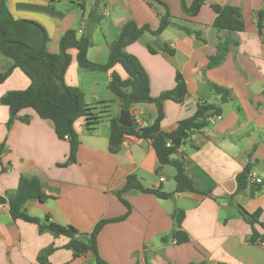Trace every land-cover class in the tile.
Wrapping results in <instances>:
<instances>
[{"label": "crops", "instance_id": "0c3cea01", "mask_svg": "<svg viewBox=\"0 0 264 264\" xmlns=\"http://www.w3.org/2000/svg\"><path fill=\"white\" fill-rule=\"evenodd\" d=\"M4 1L15 20L32 21L45 29L51 54L59 52V41L67 31H75L77 38L87 33L94 4L93 0ZM161 1L172 21L190 32L175 27H167L158 37L144 32L126 52L145 70L151 97L172 90L176 73L186 83L183 103L164 102L163 132L175 130L178 122L192 117L200 102L221 107V115L211 118L207 127L191 135L180 148L187 175L207 195L182 193L162 200L135 191L124 194L131 210L125 220L101 229L96 238L98 255L107 264H264V244L246 242L251 228L239 214L240 210H261L264 223V0H204L194 17L182 8V2L188 7L193 0ZM211 5L239 9L244 30L217 31ZM100 12L102 20L92 29L86 56L89 62L104 65L109 45L125 23L156 31L165 9L153 0H104ZM260 12L261 36L257 31ZM225 39L237 45L230 47L219 66L208 69L209 58ZM164 44L172 55L160 50ZM147 45L156 53H150ZM69 55L66 85L78 89L86 105L104 103L110 117H119V102L109 92L108 83L113 72L122 80L127 78L121 66L106 72L87 71L78 66L75 49H70ZM11 66L12 61L0 53V74ZM209 83L229 90L232 101L222 103ZM29 84V79L14 69L0 83V98L9 91L25 90ZM130 112L152 122L157 116L156 107L147 103L133 105ZM19 116L29 117V123L16 120L8 128V109L0 105V195L15 191L22 175L38 178L49 199L44 203L28 201L25 210L30 216H48L52 222L89 234L98 222L126 215L116 192L124 188L128 176H136L144 188L164 193L175 190V169L159 164L148 140L129 137L117 154L109 153L106 119L93 132H87L83 120H78L74 124L80 141L76 160L58 167L68 160L67 140H59L52 122L39 118L33 110H22ZM245 168L262 180L261 185H250L260 187L254 195L249 189L236 193L235 178ZM176 209L184 212L181 229L189 237L181 245L170 238ZM66 244L64 237L39 233L33 224L13 221L8 206L0 205V264H39L38 255L51 246L55 251L47 257V264H93L91 253L75 257L72 250L64 248Z\"/></svg>", "mask_w": 264, "mask_h": 264}, {"label": "trees", "instance_id": "16d2710c", "mask_svg": "<svg viewBox=\"0 0 264 264\" xmlns=\"http://www.w3.org/2000/svg\"><path fill=\"white\" fill-rule=\"evenodd\" d=\"M83 1V0H81ZM165 9L164 15L160 17L159 27L156 31H150L148 26L138 27L133 22H127L120 30L117 37L109 45V57L104 65L94 64L88 61L87 51L92 45L91 34L93 27L102 20L100 10L104 6V0H93V9L88 15V30L81 38H77L75 31H67L59 41V52L51 54L47 48L48 36L45 29L39 24L26 21L15 20L10 14L4 0H0V53L12 61V66L3 74H0V83H3L14 69H19L30 81L25 90H14L3 94L0 98V105L7 107L9 128L14 121L28 124L30 119L27 116L20 117L19 113L25 109L33 110L37 116L43 120H49L54 126V132L59 140H67L69 144L68 160L58 167L74 163L76 153L80 145L78 135L74 129V124L82 119L84 129L93 132L102 120H107L109 124V144L110 154H117L124 139L135 137L148 140L154 150L156 158L161 166H171L175 169L174 176L175 190L172 193H164L159 189L144 188L136 176H128L124 188L116 192L117 198L126 207L125 216L112 220L98 222L91 233H79L72 226H63L52 222L48 216L43 219L27 214L25 204L28 201L46 202L49 197L42 190L41 182L36 177L20 176L15 191L0 195V205H7L11 219L13 221H23L35 225L39 233L49 232L55 238L64 237L67 239L65 249L72 250L75 257L91 253L93 264H107L97 252L96 238L101 229L109 224L125 220L131 208L124 200L123 195L135 191L151 194L158 199H171L176 194L195 193L207 195L198 189L196 183L186 173V160L180 148L190 139L191 135L207 127L209 120L221 115L222 109L218 105H211L200 102L192 117L178 122L175 130L163 132L161 122L164 119L163 105L166 101L181 104L186 96V83L180 73H176L175 86L172 90L161 93L153 98L150 95L148 76L139 61L126 52V48L137 42L144 32H150L158 37L167 27H175L189 33L184 26L175 24L169 15L168 7L161 0H153ZM204 0H193L190 6L182 8L186 15L197 16ZM216 14L213 27L217 31H226L228 34L242 32L244 23L240 10L230 6L211 5ZM262 13L258 14L257 31L262 35ZM237 43L232 39L220 40L216 53L209 58L208 69L219 66L225 59L231 46ZM76 50V61L78 66L87 71L106 72L115 65L121 66L127 75L122 80L116 73H112L108 83V90L119 102L121 110H130L136 104H153L157 109V116L153 122L144 128H139L133 121L131 128L119 125L118 116L110 117L104 103L98 106H90L84 103L82 93L66 85L65 73L70 64L69 50ZM150 53L156 51L147 45ZM160 50L169 55L173 51L165 44L160 46ZM130 91L126 92L125 89ZM211 92L218 96L222 103L232 101L230 91L209 83ZM264 95V91H263ZM133 119V117H132ZM3 145H0V156ZM249 169L245 168L236 178V193L246 192L254 195L260 191V187L252 188L247 181ZM232 199V197H230ZM242 219L251 228V233L246 238V242L252 245L264 244V223L260 221L261 210L247 213L243 210L239 212ZM184 212L174 210L172 219L175 229L170 234V238L176 245H181L189 241V237L181 229L184 220ZM165 240V239H163ZM55 251L53 246L47 248L37 257L39 264H47V257Z\"/></svg>", "mask_w": 264, "mask_h": 264}, {"label": "built area", "instance_id": "2783aa9c", "mask_svg": "<svg viewBox=\"0 0 264 264\" xmlns=\"http://www.w3.org/2000/svg\"><path fill=\"white\" fill-rule=\"evenodd\" d=\"M133 121L139 128H144L149 126L152 121L146 119L142 114L140 113H132ZM247 181L250 185H261L262 180L258 178L254 173L249 172Z\"/></svg>", "mask_w": 264, "mask_h": 264}, {"label": "water", "instance_id": "95a60500", "mask_svg": "<svg viewBox=\"0 0 264 264\" xmlns=\"http://www.w3.org/2000/svg\"><path fill=\"white\" fill-rule=\"evenodd\" d=\"M118 123L122 127L125 128H131L133 125V119L130 110H121L119 117H118Z\"/></svg>", "mask_w": 264, "mask_h": 264}]
</instances>
